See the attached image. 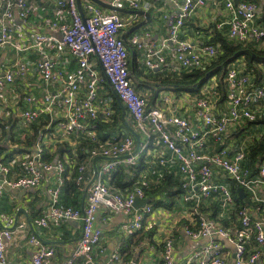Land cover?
Here are the masks:
<instances>
[{"label":"built area","instance_id":"2783aa9c","mask_svg":"<svg viewBox=\"0 0 264 264\" xmlns=\"http://www.w3.org/2000/svg\"><path fill=\"white\" fill-rule=\"evenodd\" d=\"M7 8L0 12V50L12 35L8 21L14 16L13 6L16 5L19 17L27 21L32 11L29 0H5ZM230 11L228 17L229 36L239 42H256L264 46V27L257 22L258 6L250 0H217ZM207 0H184L178 13L165 14L169 36L167 42L176 63L183 69L206 68L214 58L222 52L220 43L205 44L196 47L191 41L181 39L180 31L191 15ZM112 6L123 9L126 6L138 8L139 0H108ZM61 4L72 16L70 24L54 23L59 27L62 37L37 33L29 48L36 49L39 58L36 66L40 79L49 82L56 79L55 61L50 55V49L62 51L68 48L75 56L78 67L74 72L62 76L64 87L60 93L45 94L39 101L40 105L31 106L30 96L26 99V108L22 112L25 123L31 124L39 116L51 112L53 106L67 109L61 121L55 125L56 134L60 141L65 140L74 132H81L85 128V119H96L101 108L98 104L99 77L91 66L90 57H96L104 74L120 100L125 104L128 112L135 120L139 133L144 137H157L158 142L171 150L178 159L181 176L182 197L185 202L195 201L199 206L204 199L218 197L223 209H233L235 196L231 186L217 181L216 170H222L224 175L240 185L259 205V216L253 217L245 207L239 210L242 228L232 230L225 228L214 219L201 215L197 228L186 227L185 234L192 239L212 238L210 243L204 244L194 254L189 264H224L225 251L221 242L213 240L215 236L228 239L235 246L236 264H258L261 251L256 250L247 255V243L253 236L260 247H264V198L258 194V187H264V157L257 163V173L253 174L247 165L249 149L245 147L232 148L227 145V133L231 126H237L246 121H257L264 117V79L257 84L254 76L244 72L240 64L228 65L224 77L227 97L225 108L216 112L211 95H202L195 100V116L200 121L199 130L194 129L192 121L178 114L175 109L164 107H148L144 95L137 92L132 84L129 68V49L121 36L126 26L125 20L116 12H107L90 1L84 6L85 13L79 10L77 0H64ZM134 45H141L138 37H132ZM165 45V44H164ZM148 51L147 64L153 68H164L167 58L163 51L153 46ZM212 60V61H211ZM25 68L19 65L17 69L7 68L0 74V103L6 98V87L16 76L25 77ZM87 82V92L83 99L78 98L80 85ZM110 115L112 110H107ZM209 138L221 143L218 152H206ZM146 147V143L141 144ZM202 151V152H199ZM136 142L132 136H125L101 149L94 147L92 155L102 154L110 157L107 163L98 170L96 177L87 192V205L84 209L63 206L60 203L61 186L64 182L66 160L57 158L47 162L43 158L41 144H36L34 154L20 160V173L11 177L13 164L3 160L0 156V197L7 188H35L41 185L45 175L55 170L59 179L54 187L48 190L49 207L46 212L34 220L38 227H48L50 222H65L82 220V236L77 245L73 258L64 263L55 262L53 248L43 244L38 234L30 236V243L37 246L32 257V264H72L77 256H83L88 261H94V251L106 254L104 236L97 226L98 210L106 205L112 212H123L129 215L127 227L136 230L141 227L145 215L152 214V208L145 206L143 210L135 207L137 198L144 199V186L149 184L147 178L141 179V186H135L128 193H120L107 184V175L121 162L131 166L137 161ZM82 179V178H81ZM80 179V180H81ZM25 223L20 227L24 228ZM13 235L10 229L0 227V264H10L7 258V240ZM175 247L171 237L163 242L162 256L166 264L174 260ZM103 264H139L136 259H121L119 252L110 254Z\"/></svg>","mask_w":264,"mask_h":264},{"label":"crops","instance_id":"0c3cea01","mask_svg":"<svg viewBox=\"0 0 264 264\" xmlns=\"http://www.w3.org/2000/svg\"><path fill=\"white\" fill-rule=\"evenodd\" d=\"M61 1L64 0H29L30 4H32V11L27 21L21 20L16 5L13 6L14 16L8 21L12 39L0 50V74L9 67L17 69L19 65H23L26 73L25 77L16 76L14 81L7 85L6 98L0 103V144H4L7 149H19V144L12 140H24L26 134L32 135V129L28 127L30 124L25 123V119L22 118V112L27 106L25 98L30 96L32 100L31 106L38 107L40 105L39 101L45 94L60 93L64 87L62 76L74 72L78 67L75 56L68 48L62 51L50 49V55L55 61V74L57 77L52 81L44 82L40 79L37 71L38 52L36 49L29 48L37 33L53 35L58 39L62 37L59 27H55L54 23L70 24L72 16L70 11L61 4ZM90 1L94 2L93 0H77L78 7L79 3L81 5L79 10L85 13L84 6ZM103 1L108 3V0ZM254 1L258 6L259 17L257 22L262 24L264 0ZM183 2L184 0H139L140 6L138 8L134 9L126 6L118 10L94 3L107 12L116 11L127 23L122 29L121 35L127 39L130 50V77L135 90L145 96L148 107L161 106L167 110L172 107L178 114L188 117L192 121L194 129L199 130L200 121L195 116V100L205 95V93L211 95L216 107L215 110L220 113L225 108L227 97L214 78L205 83L199 94L191 91H180L178 93L172 83L176 75H179L185 69L176 63L170 53V43L167 42L169 30L164 15L178 13ZM6 8L7 1L0 0V12ZM229 16L230 11L224 4L217 0H207L185 21L180 31V37L191 41L196 47L205 45L206 41L219 33L235 42L229 36V25L227 22ZM134 36L138 37L141 45L131 43L130 40ZM151 46L155 49H160L165 54L168 65L164 68H153L147 64L148 51L152 48ZM89 61L100 80L98 104L101 110L98 112L97 118L89 119L87 117L84 130L74 132L62 141L59 140L56 134L55 125L50 132L43 131L41 137L39 136L42 151L48 148L50 152L57 153L54 161L58 157L63 158L66 160L67 165L70 162L69 158L71 155H75L78 148L82 147L83 142L80 139H83L81 138L83 135L93 139L97 138L96 130L99 128L97 120H100L104 125L100 134L104 135L105 139L99 136L97 141L92 139L95 142V147L101 149L124 138L120 133V129L124 130L128 135H133L136 142L135 154L137 156L135 164H142V171L137 175L136 180L147 178L155 188H161L159 191L148 194L145 197L147 203L144 206H135L138 210H143L146 205L150 206L153 213L147 214L141 223V227L133 231L127 227L128 214L112 212L106 205H101L98 210L96 224L103 232V244H105L107 253L101 254L99 250L95 249L93 253L96 257L93 262L88 261L83 256H77L73 259L72 264H103L110 254L119 252L126 239H129L132 235H134L133 242L143 237L139 244L132 245L134 249L131 258L136 259L139 264H166L162 256V250L163 242L167 237L173 239L175 247L174 260L171 264H189L201 246L210 243L212 238L192 239L185 234V228L193 227L200 213L205 212L203 214L207 217L209 213L213 217L220 218V215H222V218H227L222 226L232 230L234 233L237 230L238 223L235 215L236 211L234 209H223L221 199L218 197L204 199L199 206L196 205L195 201L185 202L182 193L177 197L173 196L171 199L168 192L177 191L181 188L182 174L179 169L180 163L178 159L171 150L158 142L157 137L154 136L151 139L139 133L135 120L108 82L99 60L96 57H90ZM235 63L240 64L242 67L245 66L243 59ZM87 84V82H84L80 85L78 90L79 99L85 97ZM114 99L122 108V115L119 116L122 119L127 117L130 122L129 127H122L121 121L114 122L115 117L118 115L114 107ZM64 109L57 110V106H53L51 109L53 111L48 112L47 116L56 123L64 117ZM108 109L112 110L110 115L107 113ZM124 112L126 113L124 114ZM41 118L42 116H39L33 123H39ZM249 122L253 121H246L229 128L228 137L226 138L228 141L227 145L232 148L242 146L250 149L252 144L264 135V124H250ZM2 125H5V127ZM247 133H250L251 140L248 139ZM138 139L140 141L139 144ZM141 141L146 143V147L141 146ZM64 143L68 145L67 151H65ZM84 146H88L87 141L84 142ZM93 146L91 145V148ZM221 147L220 142L209 138L204 151L215 153ZM82 149L80 148V150ZM90 149L84 148L82 150V154L86 150L87 158L85 159L87 160V165L84 180L82 181L86 185L79 201L80 209H84L87 205L86 189L88 184L95 178L102 165L111 159L102 154L92 156L90 155ZM35 150L36 145L33 144L30 148H26L25 151L15 152L11 158L5 159L8 163L13 164L11 177H17L20 173V160L31 157ZM70 150L72 151L71 154L68 152ZM247 161L248 164H251L250 157H248ZM131 166L124 162L117 164L107 175V184L109 182V184L112 183L115 186L114 184L121 179L123 182L128 180V176L132 175L129 168ZM215 178L217 181L229 184L232 188L230 180H228L222 170H216ZM58 179L59 175L57 172L50 170L46 173L40 186L21 189L7 188L0 197V227L13 231L12 237L7 240L6 247L10 264H32V257L37 250V246L32 245L29 241L30 236L33 234L40 235L43 244L54 249L55 262L64 263L73 258L76 253L78 242L82 236V220H69L61 223L50 222L48 227H38L34 223V220L41 217L48 209L50 204L48 190L56 185ZM66 180L68 181L69 177ZM241 188L243 189V187ZM243 190L246 193L245 198L249 202L246 208L253 217L259 216V205L261 203L254 202L250 193L245 189ZM257 191L264 198V187L259 186ZM66 194L67 191L64 188L63 196L62 198L60 197V203L63 206L65 204H63L62 199ZM236 194L239 195L237 191ZM74 196L76 197V195ZM71 198L74 199L72 196ZM159 199L163 200L162 208L155 207V203ZM169 201L171 202V207H166ZM22 223L26 224L24 228L20 227ZM213 240L221 242L223 246L225 251L224 264H236L235 246L233 243L221 236H215ZM256 250L261 251L258 264H264V247H260L252 236L247 243V255ZM120 256L123 260L124 257L121 254Z\"/></svg>","mask_w":264,"mask_h":264},{"label":"trees","instance_id":"16d2710c","mask_svg":"<svg viewBox=\"0 0 264 264\" xmlns=\"http://www.w3.org/2000/svg\"><path fill=\"white\" fill-rule=\"evenodd\" d=\"M250 1L255 2L254 0H250ZM261 20H262V24L264 26V18ZM227 28H228V26H227ZM123 38L126 41V43H128L127 39L125 37H123ZM216 43L221 44L222 52L220 53V55L217 58H214L213 61L211 60L212 62L210 65H208L206 68H193V69H189V70L185 69L179 75H176V78L172 81V83L176 87V90L178 93L180 91H191V92L199 94V92L201 91V89L205 85V83H207L209 80H212L213 78L216 79L221 90L222 89L226 90V85L224 83V77H225L226 72L228 70V65L235 63L236 61H238L240 59H243V61H244V65H245L244 66V72L252 74L254 76V79H255L254 81L260 80L262 76H263L262 79H264V48L261 47L260 44H258L256 42L242 43V42H239L236 40L234 42V41H231L230 39H228L227 37H225L224 35H222L221 33H219L218 35L216 34V36L209 39L204 44H216ZM128 49H129V46H128ZM129 54H130V50H129ZM129 68H130V64H129ZM114 107L117 110L116 114H118L117 117H115L114 122L121 121L122 127H124V126L129 127L130 122L127 119V117L125 119H122L121 116H119V115H122V108L116 102L115 99H114ZM149 108H152V107L149 106ZM41 116H42V118L40 119L39 123L36 124V123L32 122L30 124V126H28L30 129H32V135L26 134V137L24 140H20V139H18V140L13 139L12 140L13 142H16L19 144V149H17V150L7 149L4 144H0V156L3 157V160L11 158L15 152H23L26 150V148L27 149L30 148L33 144L36 145L37 143H39L41 133L43 131L44 132L45 131L50 132L53 129V126L57 125V123L62 120V119H60L56 123H54V121L51 120L47 116L46 113L41 115ZM44 118H46V119H44ZM97 122H98V126H99V128H97V130H96V132L98 134L97 138L99 136L102 139H105V136L100 134L103 131L104 125L102 124V121H100V120H97ZM249 123L250 124L251 123L264 124V117L259 118L257 121H253V122H249ZM2 126L5 127V125H2ZM120 131H121L120 133L124 137L125 136H132L133 137V135H128V133H126L124 130L120 129ZM81 138H83V139H80L83 142L81 145L82 147H79L76 154L71 155V157L69 158L70 162L67 165L65 164L66 171L63 174L64 182L61 186V193H60V197L62 198L63 193H64V188H66L67 194L62 199L63 204H65V206H72L75 208L81 207L79 204V201H80V198H82L83 192L85 190L84 187L86 185L82 181L84 180V176L86 173V165H87L86 161L87 160L85 158H87V154H85L86 150H84V152L82 154V150L84 148L89 150L91 148V145H94L90 149V155H92L91 150L95 147V142L93 140L97 141V138L93 139V138L85 136V135H83V137H81ZM85 141L88 142V146H84ZM141 143H142V141H141ZM64 146H65V151H67L68 145L66 143H64ZM80 148H83V149L80 150ZM68 152H69V154L72 153L71 150ZM2 154H5V155H2ZM56 155H57V153L50 152L48 148L46 150H43V158L47 162L53 161L55 159ZM249 157L251 159V164H248V161H247V165L250 166L253 174H256L257 173V163H258V161H260V159H262L264 157V135H262L259 140L255 141L252 144V146L249 149ZM20 166H21V164H20ZM129 168H130V171L132 172V175L128 176V180L123 182L121 179L114 184L115 186H113L112 183L109 184V182H108V185L111 186L113 189L118 188L117 189V190H119L118 192L123 193V194L132 191L135 186H141L142 185L141 179H139V180L137 179L138 180V182H137L136 178H137V175L142 171V164L141 165L135 164ZM68 177H69V180L67 181L66 179ZM228 180H230L229 182L232 185L233 193H234V196L236 199L233 209L236 211L235 215L237 216V220H238L237 229L240 230L242 228V225H241V222L239 219V210L242 208H245L249 202H248L247 198H241L239 195L236 194L237 188H239L241 186L237 185L230 178H228ZM171 184H172V182H171ZM180 186H181V184H180ZM160 188L161 187L155 188L153 186V184L149 182V184L147 186L143 187V190L147 196L148 194L159 191ZM181 193H182V188H179L177 191L172 190V191L168 192V194L171 196V199L173 196L177 197ZM74 195H76V197ZM71 196L74 197V199L71 198ZM162 201L163 200L159 199V201H157L155 203V207L156 208L161 207L163 205ZM172 202H173V200H172ZM236 202H237V204H236ZM166 207H171L170 201H169V204L166 205ZM203 213H205V212H203ZM203 213H200V216L197 218V220L193 224L192 228L195 229L198 227L200 217ZM207 215L209 218L214 219V220L220 222L221 224H225L224 222L227 219V218H222L223 217L222 215H220L221 216L220 218H217L216 216L213 217L209 213ZM133 238H134V235H132L129 239H126L123 246L119 250L120 254L124 257V259H130L132 257L133 249H134L132 245L139 244L141 238H143V237L136 240L135 242H133Z\"/></svg>","mask_w":264,"mask_h":264},{"label":"water","instance_id":"95a60500","mask_svg":"<svg viewBox=\"0 0 264 264\" xmlns=\"http://www.w3.org/2000/svg\"><path fill=\"white\" fill-rule=\"evenodd\" d=\"M93 1H94L95 3H97V4H99V5H102V6H105V7L111 8V9H113V10H118V8L112 6V5L109 4V3L104 2L103 0H93ZM237 2H238V1H237ZM79 8L81 9V5H80V3H79ZM125 113H126V112H124V114H125ZM139 143H140V141H139V139H138V144H139ZM95 177H96V175H95ZM94 179H95V178H93V179L91 180V182L88 184V187H87V189H86V192H88V189H89V187L91 186V184L93 183ZM237 192H238V194H239V196H240L241 198H245V197H246V193H245V191H244L241 187L237 189ZM146 203H147V199H145V198H144V199L137 198L136 201H135V206H136V207L144 206ZM235 255H236V253H235Z\"/></svg>","mask_w":264,"mask_h":264},{"label":"rangeland","instance_id":"374dc122","mask_svg":"<svg viewBox=\"0 0 264 264\" xmlns=\"http://www.w3.org/2000/svg\"><path fill=\"white\" fill-rule=\"evenodd\" d=\"M262 25V24H261ZM263 26V25H262ZM264 27V26H263ZM264 48V47H263ZM261 83V80H258L257 81V84H260ZM247 137H248V139H250L251 140V135H250V133H247Z\"/></svg>","mask_w":264,"mask_h":264},{"label":"clouds","instance_id":"9594fccd","mask_svg":"<svg viewBox=\"0 0 264 264\" xmlns=\"http://www.w3.org/2000/svg\"><path fill=\"white\" fill-rule=\"evenodd\" d=\"M261 47H264V46H261ZM214 80L216 81V79L214 78Z\"/></svg>","mask_w":264,"mask_h":264}]
</instances>
